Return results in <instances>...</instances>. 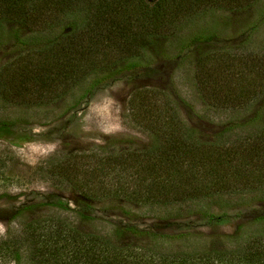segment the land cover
I'll list each match as a JSON object with an SVG mask.
<instances>
[{"label":"trees","instance_id":"obj_1","mask_svg":"<svg viewBox=\"0 0 264 264\" xmlns=\"http://www.w3.org/2000/svg\"><path fill=\"white\" fill-rule=\"evenodd\" d=\"M258 1L0 0V28L4 22L18 23L30 33L20 42L46 41L23 49L0 66V101L12 108L39 109L68 96L75 98L79 90L77 107L94 94L95 88L105 86L119 73L150 66L159 54L156 50L160 41L175 36L182 27L215 10L241 11ZM207 39L200 32L181 44L187 48ZM257 61L264 73V57ZM259 78L264 83L262 73ZM196 83L202 99L214 106L241 108L253 99L250 93H241V85L222 94L220 83L202 73L201 65ZM155 97H159V103L156 100L153 104L150 98ZM163 97L152 90L131 96L128 105L135 122L151 130L156 144L141 150L90 155L81 171L83 178L75 177L83 197L170 206L236 196L264 187V126L230 142H203L195 130L183 124L169 100H161ZM262 111H254L240 128L258 121ZM16 124L12 119L4 123ZM63 169L69 171V167ZM34 207L28 205L21 210ZM119 210L129 212L122 206ZM67 212L73 211L65 207L57 217L30 221L17 237L4 243L5 248L19 261L18 245H25L29 264H264L263 231L245 238L243 232L226 237L232 240L226 249L166 252L160 244L196 234L171 235L119 227L116 235L130 236L137 242L147 238L153 247L118 245L115 239L81 232L67 219ZM201 215L213 219L207 212ZM263 219L254 221L261 223Z\"/></svg>","mask_w":264,"mask_h":264},{"label":"rangeland","instance_id":"obj_2","mask_svg":"<svg viewBox=\"0 0 264 264\" xmlns=\"http://www.w3.org/2000/svg\"><path fill=\"white\" fill-rule=\"evenodd\" d=\"M200 32L208 37L205 43L187 48L181 44ZM29 35L18 23H3L0 66L23 49L46 43L40 39L20 42ZM156 51L159 54L150 66L119 73L105 86L95 88L94 94L77 107L79 90L75 98L68 96L39 109L12 108L0 101V264H29L25 245H18L17 261L4 243L17 237L30 221L57 217L65 207L73 211L64 213L67 219L81 232L115 239L118 245L153 247L147 238L137 242L130 236L116 235L119 227L171 235L196 234L160 244L166 252L226 249L232 243L226 237L243 232L245 238L256 231L264 232V187L236 196L170 206L94 200L77 190L75 177L83 178L81 171L90 155L141 150L156 144L151 130L135 122L129 110L131 96L139 91L164 94L183 124L195 130L203 142H230L264 126V83L259 78L262 73L264 79V73L257 65V58L264 57V0L241 11L207 13L196 23L182 27L175 36L162 39ZM198 65L202 73L220 83L222 94L241 85V93H250L252 101L241 108L205 102L196 83ZM166 98L161 100L166 102ZM156 100L159 97L150 98L153 104ZM259 108H263L260 119L240 128ZM7 119L18 124L6 126ZM62 167H69V171ZM28 205L35 207L21 210ZM121 206L129 212L124 214L119 210ZM214 217L222 220L217 222ZM257 219L263 220L256 223Z\"/></svg>","mask_w":264,"mask_h":264}]
</instances>
